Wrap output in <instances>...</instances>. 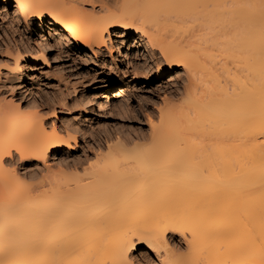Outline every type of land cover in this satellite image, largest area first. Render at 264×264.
<instances>
[{"label": "bare ground", "instance_id": "1", "mask_svg": "<svg viewBox=\"0 0 264 264\" xmlns=\"http://www.w3.org/2000/svg\"><path fill=\"white\" fill-rule=\"evenodd\" d=\"M4 2L27 26L51 19L95 56L112 28L145 36L165 62L155 79L183 66L191 82L182 109L159 110L150 142L116 135L84 174L48 171L77 135L33 103L0 102V264H139L140 245L163 249L162 264H264V0ZM9 54L6 78L48 60L41 48ZM18 160L48 174L28 184Z\"/></svg>", "mask_w": 264, "mask_h": 264}, {"label": "rangeland", "instance_id": "2", "mask_svg": "<svg viewBox=\"0 0 264 264\" xmlns=\"http://www.w3.org/2000/svg\"><path fill=\"white\" fill-rule=\"evenodd\" d=\"M4 1L0 0V64L6 62L12 55L9 53L16 49L31 55V52L35 54L41 48L46 50L48 60L39 64L24 61L23 78L17 75L6 78L2 69L0 102L20 101V106L25 110L33 103L43 115L49 117L51 124L54 123L64 133L68 130L67 136L70 132L77 135L75 150L68 153L69 149L64 147L57 155L49 157V174H57L60 166L69 171L77 168L79 173L82 171L84 174L85 171L80 169H84L85 165L89 168L95 163L96 156L104 154L102 151L107 150L108 144L114 143L116 135L130 144L133 141L147 144V141L150 142L148 139L152 125L159 123V110L172 104H175L173 106L176 109L183 106L185 89L191 82L189 72L183 66H176L170 73L175 77L166 74L164 78L156 80L157 69L164 66L165 62L158 49L151 48L150 43H147L145 36L121 27L112 28L110 36H106L107 42L102 47V53L95 56L87 52L86 48L76 49L70 34L51 19L39 23L34 18L28 27L19 15L16 3ZM128 56L131 57L130 61ZM107 94L110 95L108 105L105 103ZM54 108L57 117L53 116ZM16 164L17 171L24 176V182L29 181L28 184H38L37 179L43 181L45 173L48 174L47 167L40 161L31 160L26 164L18 160ZM19 165L22 169L18 168ZM171 245L179 254H184L187 249L184 239L179 235ZM137 248L132 256L139 264H162L161 258H157L164 254L163 249H160L161 252L158 250L159 253L146 245Z\"/></svg>", "mask_w": 264, "mask_h": 264}]
</instances>
